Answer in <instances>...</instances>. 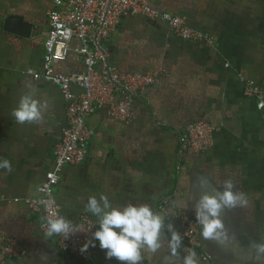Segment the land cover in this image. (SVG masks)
<instances>
[{"label":"crops","instance_id":"crops-1","mask_svg":"<svg viewBox=\"0 0 264 264\" xmlns=\"http://www.w3.org/2000/svg\"><path fill=\"white\" fill-rule=\"evenodd\" d=\"M149 2L161 12L182 16L190 28L208 33L216 46L183 40L163 22L125 16L117 31L102 42L110 65L128 73L158 71L159 81L137 95L129 121L111 118L104 108L88 118L94 136L87 160L64 169L53 196L63 216L73 222L83 213L96 221L84 205L89 196L101 194L114 206L147 203L153 211L163 198H170L174 208L195 218L194 201L204 191H222L221 182L230 178L246 194L248 206L222 213L229 240L218 245L200 233L210 263L184 244L181 256L191 249L199 264H264L253 247L264 242V112L257 111L253 97L245 96L242 81V76L253 81L264 94V0ZM51 8L53 0H0V158L9 160L13 169L10 173L0 169V197H4L0 235L27 249L25 257L7 264H88L42 234V213L12 201L37 197L67 126V102L60 89L24 74L28 69L40 70L46 12ZM10 15L32 25L29 38L3 31ZM80 45L72 39L63 59L57 47L55 74L85 71L83 59L73 52ZM25 80H32L38 95L49 100L43 124L21 125L11 116ZM72 90L81 93L77 85ZM200 120L220 129L212 149L204 154L180 151L185 127ZM202 177L209 180L204 189L198 184ZM142 255V264H170L166 249L157 254L145 250ZM93 264L119 262L105 259L97 242Z\"/></svg>","mask_w":264,"mask_h":264},{"label":"built area","instance_id":"built-area-1","mask_svg":"<svg viewBox=\"0 0 264 264\" xmlns=\"http://www.w3.org/2000/svg\"><path fill=\"white\" fill-rule=\"evenodd\" d=\"M140 16L150 21L163 22L170 30L183 40L204 42L215 47V40L208 33L190 28L182 16L161 12L151 6L149 0H53V8L46 12L48 29L43 42V56L39 71L29 69L24 74L33 81H42L60 89L67 102V126L62 130L61 142L54 149L53 169L46 173L43 183L38 187L37 197L14 198L13 202H23L31 211L44 215L57 212L63 216L53 196V190L59 185L60 177L67 166H80L88 157V146L94 136V130L88 124V118L97 109H106L107 114L121 122H127L132 116V105L137 95L147 87L159 81V72H121L111 66L108 53L102 42L115 33L125 16ZM78 39L80 47L73 49L76 56L84 62L85 71L72 75L55 74L52 69L56 49L61 47L60 59L64 58L68 44ZM58 56V57H59ZM228 68L231 63L226 65ZM244 94L253 97L258 112H264V94L253 81L242 76ZM81 89L75 95L72 88ZM217 127L206 120L189 123L182 132L180 151L189 153H206L214 145ZM4 200V197H0ZM41 201H47L46 207ZM170 198H163L157 203L154 211L167 213L173 207ZM170 220L175 229L182 235L183 244L197 250L200 257L210 263L211 258L204 250L200 238L201 226L187 211L174 208ZM73 222V221H72ZM42 224V223H41ZM80 233L70 236H53L59 248L88 264L95 261V247H89L81 253L80 248L96 231L95 221L83 213L77 221ZM44 234V229L40 225ZM98 241H94L97 244ZM27 254L25 246L13 238L0 235V264L11 260H21Z\"/></svg>","mask_w":264,"mask_h":264},{"label":"clouds","instance_id":"clouds-1","mask_svg":"<svg viewBox=\"0 0 264 264\" xmlns=\"http://www.w3.org/2000/svg\"><path fill=\"white\" fill-rule=\"evenodd\" d=\"M32 70L29 69V72ZM39 89L32 80L22 83L21 94L11 116L18 124H43L45 113L49 109V100L38 95ZM0 169L11 172L12 164L9 160L0 158ZM208 178L198 180L199 187L204 189ZM219 189L211 193L202 192L192 204L195 221L201 226V236L204 240L224 245L229 240L228 231L221 218L222 213L236 208L248 206V199L244 192L237 190L232 179L221 182ZM47 210V201H41ZM85 211L96 218V231L91 233L80 248V252H87L89 247H96L94 241L99 242V248L105 250V259H115L119 264H142V253L146 250L152 254L162 250L168 252L170 264H199L196 252L186 249V255L181 256L183 249L182 235L175 229L174 224L166 219L173 215L169 210L165 214L153 211L147 203L134 204L128 202L122 206H114L107 195L89 196ZM185 207H187L185 205ZM41 227L46 237L63 236L67 240L70 236L80 233L78 226L57 212H49L41 217ZM165 232L169 235L165 237ZM257 257H264V242L253 245Z\"/></svg>","mask_w":264,"mask_h":264},{"label":"water","instance_id":"water-1","mask_svg":"<svg viewBox=\"0 0 264 264\" xmlns=\"http://www.w3.org/2000/svg\"><path fill=\"white\" fill-rule=\"evenodd\" d=\"M32 25L26 23L22 17L7 16L4 20L3 31L18 36L20 38H29L31 36Z\"/></svg>","mask_w":264,"mask_h":264}]
</instances>
